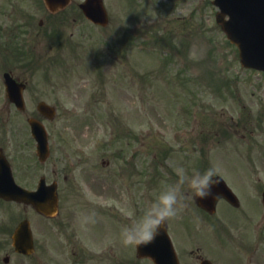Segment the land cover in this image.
Listing matches in <instances>:
<instances>
[{
	"label": "rangeland",
	"instance_id": "obj_1",
	"mask_svg": "<svg viewBox=\"0 0 264 264\" xmlns=\"http://www.w3.org/2000/svg\"><path fill=\"white\" fill-rule=\"evenodd\" d=\"M82 1L74 0L65 19L50 15L43 0H0V140L11 141L9 153L24 151L23 163L33 172L25 177L27 167L18 161L23 181L44 176L50 183L59 172L67 206L59 234L55 221L23 206L0 204V264L25 218L39 248L29 259L10 253L9 264H40L42 241L45 263H72L77 256L70 242L90 245L94 228L90 233L87 225L100 226L94 209L102 206V161L113 158L114 171L120 162L129 167L115 159L121 150L127 157L132 150L137 153L140 215L163 185L175 182L176 169L191 173L217 166L241 207L230 210L220 202L210 219L189 200L168 223L181 246L193 235L214 260L225 257L218 264H227L233 254L243 256L247 243L255 244L264 231V74L241 66L237 47L216 22L219 9L213 0H105L111 18L107 28L95 27L81 15ZM56 26L63 32L57 40ZM5 70L29 81L31 98L58 108L55 121L45 122L52 155L44 165L26 159L36 149L27 124L36 106L27 105L26 117L11 106L3 108ZM89 181L91 191L84 189ZM131 200L129 192L125 209ZM127 214L123 219L131 216ZM110 244V238L104 239L91 258Z\"/></svg>",
	"mask_w": 264,
	"mask_h": 264
},
{
	"label": "flooded vegetation",
	"instance_id": "obj_2",
	"mask_svg": "<svg viewBox=\"0 0 264 264\" xmlns=\"http://www.w3.org/2000/svg\"><path fill=\"white\" fill-rule=\"evenodd\" d=\"M9 72L11 76L18 82V83H23L26 85L25 90L23 91L24 93V99L26 105H31L34 104V106L39 105L40 102H43L44 100H39L34 98H31L29 96V87L30 83L29 81L21 78L19 75H17L13 70H6L4 73ZM8 106L13 107L16 109V107L9 101ZM28 112H25V117ZM24 114V113H23ZM36 115V114H35ZM35 115H29L28 118H36L38 120L43 119V116L40 113H37V116ZM7 142L1 141L0 140V154L3 156H6L7 159L14 164V160L17 163H21L24 167H27L24 169L25 171V177L30 174L29 171L30 164L26 166V163H23V160L25 159L24 156V151L20 152V150L16 151L15 153H9L7 151ZM33 158L35 159L36 163L38 165H43L37 161V157H35L33 154H27L26 159ZM124 162L129 164L128 168H124L120 162V166L116 169V171L112 170L113 166V158H109L106 160L102 161V172L100 174V193H99V200H101V208L100 210L97 211V209H94L95 213L99 212L100 216V226L98 224L94 225H87L88 231L91 233L92 229L93 234L88 236V240L90 241V245H83L81 242H75L74 240L70 243H72V251L73 254L76 255L77 257L73 262L69 264H95L92 262L93 260H98L97 264H154L150 259L140 257L139 254V246H124L121 243L120 239V232H121V227L125 223H127L128 218L131 216H139L140 215V202H139V193H138V186H139V180H138V168L134 167V161L136 158V153L133 151L132 155L128 158L126 155L125 151H121L117 153V157ZM126 165V164H125ZM33 166H35L33 164ZM74 168V166H73ZM110 169V170H109ZM33 170V168H32ZM110 171V172H109ZM35 172V170H34ZM55 172V171H54ZM95 173V171L93 172ZM15 174L18 177V181L20 180V183L30 189H35V186L37 184L38 178L33 179V183L28 178L23 179L21 176L18 175V170H15ZM56 174V179L53 180L52 182H57L59 185L60 183V175L59 172H55ZM54 174V175H55ZM76 174H73L71 180L76 181ZM36 177V173L34 175ZM20 178V179H19ZM68 179V178H66ZM64 178V180L66 181ZM129 181L131 182V185L129 184ZM48 182V181H47ZM91 181L84 183V189L88 188L89 191L92 190V187L90 186ZM129 192L132 194V200L130 201L131 204H126L127 209L124 208L125 203H127ZM97 196V194H95ZM98 200V201H99ZM222 202H225L222 200ZM0 204H14L18 205L17 203L13 202H7L2 199H0ZM64 205V204H63ZM23 206V205H21ZM25 207V206H24ZM131 208V210H130ZM64 210L66 209V206L64 207L61 206L60 209V214L53 219L52 221L55 223L54 224V229L58 231L60 234L61 229L64 227L62 222H59V219L63 217ZM130 212L131 216H125L126 219H123V213L125 215ZM67 225V224H66ZM168 225V224H167ZM68 226V225H67ZM66 227V226H65ZM101 227V231H100ZM2 228V225L0 224V229ZM7 228V227H6ZM99 228V229H98ZM110 238L111 244L112 245L110 248L106 247L105 249L102 250V252H99V257H96L95 259L91 258V254H93V250L97 248L98 245H103L104 244V239ZM260 240L255 242V244H252V242H248L247 246L244 248V254L243 256H238L233 254L231 255V258L229 259L230 262H227V264H264V232H260L259 234ZM173 239V237H172ZM186 239V245L181 246L177 242L174 241V245L176 248V251L178 252L181 264H203L206 260L211 261L210 264H218L217 262L223 261L224 258H221L222 260H214L210 254L208 255L204 253L203 248L197 246L199 243V240L196 236H194L195 242L192 241V237H185ZM43 245V254L44 258H48V255L45 253L46 248ZM189 249V250H187ZM10 253H13L10 251ZM10 253H6L5 257L9 258V261L7 262L8 264L10 263L11 260V255ZM15 254V253H14ZM17 255V254H15ZM88 257H87V256ZM19 256V255H17ZM43 258V259H44ZM40 259V264H44L45 260ZM228 261V260H227ZM2 263L4 261L2 260ZM64 261L62 259H59L58 262L53 259V264H63ZM46 264V263H45Z\"/></svg>",
	"mask_w": 264,
	"mask_h": 264
},
{
	"label": "water",
	"instance_id": "obj_3",
	"mask_svg": "<svg viewBox=\"0 0 264 264\" xmlns=\"http://www.w3.org/2000/svg\"><path fill=\"white\" fill-rule=\"evenodd\" d=\"M45 1L50 8H54L55 0ZM214 4L221 9V12L217 14V21L231 42L238 46L243 66L264 71V0H216ZM81 8L86 16L95 23L107 25L108 18L102 0H87L81 5ZM226 16H229V20H226ZM7 85L10 91H14L11 88L15 86L12 81H7ZM15 101L21 104V97L19 96V99ZM39 109L50 118L55 116V111L45 104H42ZM30 124L35 137L39 141L40 149L47 153L48 141L44 127L34 120H31ZM216 179L219 180V183L212 188L213 195L206 199L197 197L199 205L210 212H214L216 202L220 196H224L233 205H238L236 196L225 182L219 177H216ZM1 180L5 181V177L2 176ZM7 183H10L11 187L0 190L1 197L32 203L38 211L45 215H54L57 207L55 187L43 188L37 194H31L16 189L12 184V179ZM23 227L28 229L27 223L17 231L14 241L19 251L25 250L28 252L26 250L27 245L23 246V241H26L27 236L30 239V233L26 229L28 232L26 234Z\"/></svg>",
	"mask_w": 264,
	"mask_h": 264
},
{
	"label": "clouds",
	"instance_id": "obj_4",
	"mask_svg": "<svg viewBox=\"0 0 264 264\" xmlns=\"http://www.w3.org/2000/svg\"><path fill=\"white\" fill-rule=\"evenodd\" d=\"M220 169L213 165L204 171L189 173L184 168L176 169V180L162 186L155 199L139 216H131L122 225L121 243L124 246L147 245L166 228L169 221L175 219L187 207V201L193 198L206 199L213 195L212 188L219 183Z\"/></svg>",
	"mask_w": 264,
	"mask_h": 264
}]
</instances>
